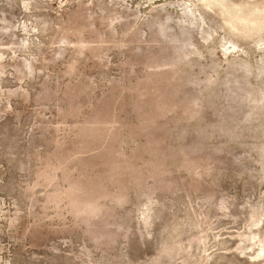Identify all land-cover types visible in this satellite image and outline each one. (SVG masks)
Listing matches in <instances>:
<instances>
[{
  "label": "rangeland",
  "instance_id": "obj_1",
  "mask_svg": "<svg viewBox=\"0 0 264 264\" xmlns=\"http://www.w3.org/2000/svg\"><path fill=\"white\" fill-rule=\"evenodd\" d=\"M0 264H264V0H0Z\"/></svg>",
  "mask_w": 264,
  "mask_h": 264
}]
</instances>
